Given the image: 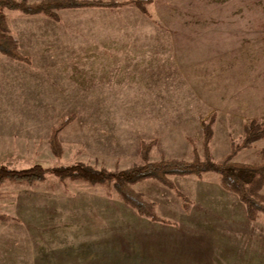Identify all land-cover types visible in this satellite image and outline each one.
I'll use <instances>...</instances> for the list:
<instances>
[{"label": "rangeland", "instance_id": "1", "mask_svg": "<svg viewBox=\"0 0 264 264\" xmlns=\"http://www.w3.org/2000/svg\"><path fill=\"white\" fill-rule=\"evenodd\" d=\"M3 12L29 57L0 53V162L9 167L119 170L144 162L142 142L149 161L206 150L220 161L246 123L264 120V0H151L146 12L65 8L57 19ZM69 116L57 157L51 130ZM263 149L264 138L231 159L261 162ZM170 178L189 210L155 178L132 184L170 223L139 215L110 183L3 182L0 264H142L167 256L164 245L178 264H264L263 213L250 221L216 173Z\"/></svg>", "mask_w": 264, "mask_h": 264}, {"label": "trees", "instance_id": "2", "mask_svg": "<svg viewBox=\"0 0 264 264\" xmlns=\"http://www.w3.org/2000/svg\"><path fill=\"white\" fill-rule=\"evenodd\" d=\"M151 0H0V53L12 59L29 62V57L22 55L17 49V41L9 34L4 8L19 10L28 14H42L57 19V11L65 8H115L123 5H133L140 11L146 12V5ZM71 116L61 119L54 126L50 134V148L58 157L62 154V146L59 141L60 131L66 127ZM206 138L211 137V121L204 124ZM264 138V120L255 119L244 125V135L239 144L220 161L213 160L210 152L206 150L204 158L195 153L190 160L175 158H160L155 161L147 159L151 143H141V156L143 163L134 164L128 168L108 170L96 168L84 162L77 161L71 164L44 166L35 163L29 167H9L0 162V185L7 181L34 183L53 175L58 179L72 178L82 179L91 183L111 184L120 198L133 207L139 215L149 217L153 221L170 223L157 216L154 211V203L143 198L135 191L132 184L146 178H155L163 185L169 187L180 198L185 210L191 206L190 199L179 191L170 176L202 175L203 173H216L219 175V184L229 192L234 193L244 204L246 216L250 221L255 220L259 212L264 214V196L260 189L264 184V160L261 162H241L231 159L232 153L240 148L249 147ZM264 153V149H263Z\"/></svg>", "mask_w": 264, "mask_h": 264}, {"label": "crops", "instance_id": "3", "mask_svg": "<svg viewBox=\"0 0 264 264\" xmlns=\"http://www.w3.org/2000/svg\"><path fill=\"white\" fill-rule=\"evenodd\" d=\"M149 242H152L151 240ZM154 243H158V242H164V244H169V242H174L173 240L172 241H169V240H155L153 241ZM162 252L163 254H165L167 252V256H162L161 258L160 257H154V258H150L148 261H141L142 264H178L176 263L177 262V259L178 257L174 258V257H171V254L173 253V246L170 247V246H163L162 248ZM175 255L177 256V252H175ZM176 260V261H175Z\"/></svg>", "mask_w": 264, "mask_h": 264}]
</instances>
